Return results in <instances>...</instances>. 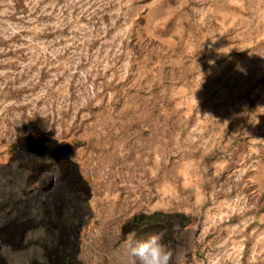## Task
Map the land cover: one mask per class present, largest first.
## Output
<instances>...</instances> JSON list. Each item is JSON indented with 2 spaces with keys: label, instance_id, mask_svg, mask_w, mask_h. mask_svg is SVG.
Here are the masks:
<instances>
[{
  "label": "rangeland",
  "instance_id": "rangeland-1",
  "mask_svg": "<svg viewBox=\"0 0 264 264\" xmlns=\"http://www.w3.org/2000/svg\"><path fill=\"white\" fill-rule=\"evenodd\" d=\"M60 188L75 264L162 229L171 264H264V0H0V264L47 253Z\"/></svg>",
  "mask_w": 264,
  "mask_h": 264
},
{
  "label": "flooded vegetation",
  "instance_id": "flooded-vegetation-1",
  "mask_svg": "<svg viewBox=\"0 0 264 264\" xmlns=\"http://www.w3.org/2000/svg\"><path fill=\"white\" fill-rule=\"evenodd\" d=\"M33 166L46 165L40 156L33 155ZM60 164V163H59ZM29 169V168H28ZM31 169V168H30ZM81 183V180L78 179ZM83 202V198L80 199ZM80 218V217H79ZM78 221V220H76ZM76 221L72 222L68 227L63 228L62 231L57 230L58 244L61 247H46L47 253L38 254L34 259L36 264H75L77 260L79 248V225ZM52 233V232H51ZM6 257V256H5ZM6 259V258H5Z\"/></svg>",
  "mask_w": 264,
  "mask_h": 264
},
{
  "label": "clouds",
  "instance_id": "clouds-1",
  "mask_svg": "<svg viewBox=\"0 0 264 264\" xmlns=\"http://www.w3.org/2000/svg\"><path fill=\"white\" fill-rule=\"evenodd\" d=\"M164 236L163 229L148 233L142 239H135V234H132L128 248L134 258L133 264H171L173 253L164 243Z\"/></svg>",
  "mask_w": 264,
  "mask_h": 264
},
{
  "label": "trees",
  "instance_id": "trees-1",
  "mask_svg": "<svg viewBox=\"0 0 264 264\" xmlns=\"http://www.w3.org/2000/svg\"><path fill=\"white\" fill-rule=\"evenodd\" d=\"M33 157H34L33 155H29L28 157L25 158L26 159V162L24 164L25 167L29 169L33 168V162H31V159H33ZM56 161L58 163L61 162L59 158H56ZM60 198L63 202V209L61 213L58 230L62 231L63 228L68 227L69 225L72 224V222L79 219V217L81 216L82 207H81V203L77 202V200L81 199V194L78 188H74L72 190H66L64 188L63 189L60 188ZM72 206H74V209L73 208L71 209ZM35 215H37V213ZM173 217H176L177 219H180V220L185 219L184 222L181 221L179 223L182 227H185L188 225L187 224V222H189L188 219L184 218L183 216H173ZM168 218H172V217L170 216ZM161 221L164 222V219L162 217H160V222ZM57 238H58V233L57 231H55L49 234L44 239V241L49 248L50 247H61L60 244H58Z\"/></svg>",
  "mask_w": 264,
  "mask_h": 264
}]
</instances>
